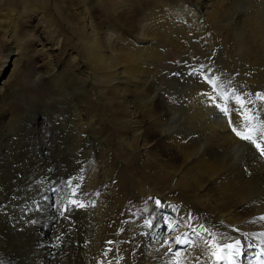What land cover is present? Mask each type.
<instances>
[{
	"label": "bare ground",
	"instance_id": "1",
	"mask_svg": "<svg viewBox=\"0 0 264 264\" xmlns=\"http://www.w3.org/2000/svg\"><path fill=\"white\" fill-rule=\"evenodd\" d=\"M94 1L96 2V0ZM113 1L117 2L119 0ZM121 1L125 2L127 8H134V10L137 12L134 13L142 17V22L148 21L153 23V29L150 33H144L139 27L138 30H136L137 28L135 29L134 26L129 25L127 27L128 30H131L132 27L134 28L133 31H138L139 38H143V40L145 36L148 38L150 37L151 40H149V43H152V41L160 39L161 37L163 38L162 33L166 30L168 24L170 25V21L175 20L178 16H182L183 18H181L184 19V15L186 13L188 14L189 11H193L197 18H199V14H207L205 18L207 22L210 20L213 22L214 20L221 17V2L222 5L225 4H223L224 0H197V2L193 4V10L188 7H182L183 4H181L182 6H166L163 8L164 10L161 11L158 10V8H156V10H154V7L149 8L148 5L151 4L145 2L146 0ZM0 2V39H2L4 42V48L1 53L2 59H0V126L2 128H7L9 125L8 123L10 120H12L11 118L13 114H15L14 110L17 112L13 102H10V95L12 94L11 90L17 85L18 74L25 68L19 69V62L24 61V63H32L30 67L34 69V73L45 74V76L41 75V77L43 76L46 77L47 80H50L54 78L57 72H59V75L58 77L55 76V79L62 78L64 76L63 71L67 69H69L71 73L72 71H75L76 73L74 76L76 77V74L85 76L92 67L93 71L92 69L91 71L93 72V75L96 76L97 72L100 71H97V68L103 64V61L108 63L107 65L102 66V69L110 70L111 68H120V66L137 58V52L135 53V51L131 49H138L140 47H138V40L135 37L133 38V41L128 40L129 38L127 37L124 38L126 40L123 43L125 44V47L123 48L121 45L118 46L114 43L112 44V51H119L120 55H122L121 58L113 57L111 52H108L109 55L107 57L102 53L103 51L101 52L99 38H105V36L109 34H107V32L106 34L101 33V29L99 30V28H97L98 17L96 14H94V12L89 11V5L86 4V0H61L60 2L64 9H68V12L75 16L78 23H80V26L77 29V39L80 40L79 47L81 51H79L80 49L68 50L64 48L65 36L61 30V20L56 17V5L52 3L51 0H25L22 2L23 4H21L22 6L19 4L18 0H0ZM156 3H158V1ZM156 6L157 4H155V7ZM124 18L126 21H128L126 16H124ZM133 19H131V23ZM193 22L195 24L193 26L198 27L202 21L198 23L194 20ZM137 24L139 26L138 22ZM123 30L125 29H120V31ZM260 32V30L257 31V33ZM100 34L105 35L100 36ZM257 35L261 36L262 34L260 33ZM132 37L133 36H131V38ZM107 39H110V37ZM145 41L148 42L146 39ZM35 58L37 59L35 60ZM65 58L70 60L67 63L68 67L66 63H64L65 60L63 59ZM139 59L140 58H138V60ZM144 63L145 62L143 61L142 64L144 65ZM134 65L136 66V64ZM122 67L124 68L123 71H126V73L132 72L130 66L129 69H126L125 66ZM135 68H138V66ZM45 70L46 73H44ZM138 70L140 71V69ZM131 74L134 75V71ZM113 76H117L116 73L115 75L113 74ZM73 77L69 78L73 80L76 79V81L79 79ZM120 80L124 81L126 84L129 83L128 79L125 77H121ZM133 80V84L136 85L132 84V88L130 90H137L139 88L140 76L137 74ZM116 81L117 80H115V82ZM18 86L19 84L17 87ZM121 86L119 87L121 88ZM141 87L142 86H140V88ZM66 90L67 88L65 89V92ZM105 91L107 92V90ZM115 93L116 92H114V94ZM209 93L210 91H206V95ZM206 95L202 96L203 99L201 102H203L204 99L208 97ZM209 96L213 98L211 94H209ZM105 97L106 96H104V98ZM209 100H207L206 103ZM212 100L213 99H211L210 102H212ZM214 100L220 101L219 98ZM257 101L258 107L260 109L264 108V100L260 99ZM151 111L148 113L146 111L144 114V119H148L153 116V114L150 113ZM73 114V125L75 126V144H71L73 142L72 141L68 146H74L76 147V150L79 147H83L85 149V154H82L85 156L84 161L86 164H84V161V163L82 162L83 159L77 156L78 158L75 168L77 171L76 182H78L80 185V188L77 189L78 193H80L77 196V199L82 203L87 201L85 203L87 208L84 210H79L70 208V206H68L67 209L69 211L66 212L67 225H73L72 223L75 218L74 214H78L82 217L85 215V213H88L84 224L76 229V237H74L73 234L75 232L74 228H70L71 234H68L67 232L65 234L66 246L68 248L65 256V264H128L130 261L133 262L132 264H176L177 261L179 264H238L237 250H241L242 254L246 253V255L243 256V264H264V221L260 220V217L264 216V163L260 157L254 158L255 156H247L248 158H242V156L240 160L242 168L233 172H228L220 167L214 168L211 166V163L216 160L215 156L209 153L204 155H194L192 153V149L195 148H193L191 144L188 143L189 141L186 142L184 139L177 138L174 136V134L167 133V130L165 132H161L164 127H162L161 130L159 129L160 132H155V129L153 130L154 132L151 130L149 131V126L136 119V115H133L135 113H124L123 115L121 114L120 120L122 122H126L127 124H124L125 128L122 130L121 140L124 143H127L129 140L133 141L132 145L134 148L132 150V158L136 159L137 162L133 164L132 162L131 164L127 162V164L125 161H123L122 166L126 168V172L128 174H126L123 178H118L117 176L109 174L112 171V166H107V168H105L106 166L102 164L101 169L98 170V167H100V160L101 162L105 161V158H102L103 155H105L103 153L110 152V147L107 149L110 144H102V139L96 137V133H98L97 131L100 128L98 120L95 118V116L90 118V116L87 117L86 115H83L87 117V120H85L84 117H82L80 111H76ZM259 114H261L260 111ZM32 117L31 126H34L35 129L31 128L33 130L31 132L29 131L28 139L31 143H34L35 139L33 137V132L40 130L44 126H47L46 122L48 119L45 117L41 121H38L36 114H34ZM140 118H142V116ZM151 125L158 128L160 127V124L153 121L150 123V126ZM22 127L19 128L22 129ZM88 128H90V130H88ZM227 128L228 126L226 127L225 124L221 125L217 134L211 137L214 146L223 147L224 144L221 143L223 140L222 136L234 138V133L232 132L233 135L228 133L229 130L227 132ZM0 132L2 131L0 130ZM234 141L239 142L236 139H234ZM91 151L93 153H101L97 164H95V160L91 154ZM251 153L252 151L250 154ZM134 161L135 160H133V162ZM247 162H249L251 165L250 167L243 166L246 165ZM136 168H139L140 171L144 170L145 175H137L134 172L136 170L133 171V169ZM107 169L108 172L105 173V170ZM99 173H101V177ZM84 180L87 181V183L90 181L89 187L83 186ZM54 190H56L54 186L48 188L47 194L44 193L45 197L40 196V198L38 197V199L33 202L30 211H28L29 214L25 217L24 221L21 222L23 224L19 228L20 230L17 233V237L15 236L17 238L18 252L8 254H17L16 258L13 259L15 257L14 256L12 259H9L10 261H4L0 264H50L52 260L50 259V255L52 250H54L56 243L58 242L57 239L59 236L56 235V222L59 215L57 208L58 205H56L57 191L53 194ZM111 192L115 194L116 198H113L114 200L112 199L113 203H110V209L112 208L114 210L117 207L115 210L117 212L116 214L118 215L117 221L115 220V223L112 221L115 224L114 229L112 227L113 225L110 223L111 221L105 220L106 213H104V201L109 197L108 194ZM150 197L153 199L150 200ZM155 199H159L161 201L160 206H156L154 203ZM16 205L18 206V204ZM17 209L19 210V208ZM186 216H191L192 219L186 220ZM12 218L14 217L12 216ZM165 225H167V227H165ZM190 228L195 229L199 239L193 238L192 244L188 245L187 251H185L184 241L186 236L191 235ZM205 228L208 229L209 236L219 237L220 234L223 233L226 238V242L232 243L234 245V249L232 250L223 249V246L221 245V255L225 257L223 261L218 262L215 257L212 256V252L217 250V240L211 239L205 242ZM88 230H90V232L88 237H86L85 234ZM110 232V237H107L106 235ZM1 233L2 232H0V234ZM105 238L107 239V243ZM173 238H178L181 242L179 245H182V247L178 246ZM237 239L241 241L240 244H236ZM169 243H171L172 251L166 252L165 249L168 247ZM102 244L105 247L107 244H110L112 249H115V253L105 255L104 253L100 252V248H103ZM209 244H211V247H209ZM245 245H247L246 248ZM213 246L215 247L213 248ZM198 252H201L202 255L198 256ZM18 257L19 259L16 262Z\"/></svg>",
	"mask_w": 264,
	"mask_h": 264
},
{
	"label": "rangeland",
	"instance_id": "2",
	"mask_svg": "<svg viewBox=\"0 0 264 264\" xmlns=\"http://www.w3.org/2000/svg\"><path fill=\"white\" fill-rule=\"evenodd\" d=\"M24 1L25 0H18L20 5L23 4L22 2ZM157 1L159 4L156 3ZM247 1L248 0H224V5H222L221 2V17L214 20L213 22L212 20L207 22L205 19L207 14H199V18H197L193 11H189L188 14L186 13L184 15V19H182V16H178L179 18L176 16L177 18L173 21H170V25L168 24L166 30L162 33L164 40L161 37L160 39L149 43V40H151L150 37L148 38L145 36L143 40V38H139L138 31H133L134 28L132 27L131 30H128L127 28L130 25L134 26L135 29L137 28L136 30H138L139 27L144 33H150L153 29V23L148 21L142 22V17L138 14H135L137 12L134 10V8H127L125 2H122L121 0L117 2L113 0H96L97 3L94 0H86V4L89 5H87L89 11L94 12V14H96L98 17L97 28H99V30L101 29V33L106 34L107 32V34H109L105 36V38L98 37L99 45L101 47L100 50L101 52L103 51L102 53L105 56L108 57V52H111L113 57L121 58L122 55H120L119 51H112V44L114 43L118 46L121 45L123 48L125 47V44L123 43L126 40L124 38L127 37L129 38L128 40L133 41V38L135 37L138 40L137 45L138 47L140 46L138 48L140 50L131 48L135 51V53L137 52V58L122 65L125 66L126 69H129L130 66L132 72L126 73V71H123L124 68L122 66H120V68L117 67L116 69L111 68L110 70L102 69V66H105L108 63L103 61V64L97 68V71H101L97 72V77L93 75V69L91 67L85 76L76 74L75 77L74 75L76 72L72 71L71 73V71L67 69L63 71L64 76L62 78L55 79V76L58 77L59 75V72H57L54 78L47 80L46 77H43L45 74L34 73V69L30 67L32 63H24V61L19 62V69L25 68L18 74L17 85L19 84V86L17 87L16 85L11 90V100L9 99L10 102H13L17 112L14 110L15 114H13L11 118L12 120H10L8 123L9 125L7 128L4 127V129L0 126V130L2 131L0 132V186L2 185L0 187V232L3 233L0 234V263L4 261H10L9 259H12L14 256L15 257L13 259L16 258L17 254H8L18 252L16 237L20 230L19 228L23 224L21 222H23L25 217L29 214L28 211H30L33 202H35L38 197L40 198V196L45 197L44 193L47 194L48 188L54 186L56 190H54L53 194L57 191L56 205H58L57 208L59 215L57 218L58 223L56 222V235L59 236L57 239L58 242L56 243L54 250L51 252L52 256L50 255V259H52L50 264H65V256L68 249L66 246L65 234L66 232L71 234L70 228H74L75 232L73 234L74 237H76V229L84 224L88 213H85V215L82 217L78 214H74L75 218L72 223L73 225H67L65 210L68 206L72 208V205L69 203L70 200L77 199V196L72 195L73 185L69 184L68 181L75 180L74 182H76L77 171L75 166L77 164V158L79 157L83 159L82 162L85 159V156L82 154H85V149L83 147H79L76 150V147L68 146L72 141L73 142L71 144H75L73 113L76 111H80L82 117H84L85 120H87L86 118L89 116L90 118L95 116V118L98 120L100 128L97 131L98 133H96V137L102 139V144H110L107 147V149L110 147V152L103 153L105 155H103L102 158H105V161L101 162L100 160V167H98V170L101 169L102 164L106 166L105 168H107V166H112V171L109 174L117 176L118 178H123L126 174H128L126 172V168L122 166L123 161L126 163L128 162L129 164H131V162L132 164L137 162L136 159L132 158V150L134 148L132 145L133 141L129 140L127 144L121 140L122 130L127 124L126 122H122L120 120L121 114L123 115L124 113H135L133 115H136V119L149 126V131L151 130L152 132H160L161 128L164 127L161 132H165L167 130V133L174 134L175 137L184 139L186 142L189 141L188 143H190L191 146L195 148L192 149V153L194 155H204L209 153L215 156L216 160L211 163V166L214 168L220 167L228 172L241 169L242 164L240 160L242 156V158H246L247 156H255L254 158L260 157L264 163V157L258 155L253 145L242 138L245 135H249L253 140L261 142L262 145H264V118H262L261 114H259L258 109L260 108L257 105V100H264V0ZM51 2L56 5L55 15L61 20L60 26L62 33L65 36L64 48L68 50H79L80 40L77 39V29L80 26V23H78L75 16L68 12V9H64V7L60 4L61 0H51ZM145 2L148 4L150 3L151 5H148V7H154V10L158 8V10L162 11L166 6H182L181 4H183L182 7H188L193 10V4H195L197 0H146ZM154 2L157 4L156 7ZM124 16L128 18V21H130H126ZM131 19H133L132 23ZM194 20L198 23L201 21L202 22L197 27L193 26L195 25L193 22ZM137 22L139 23V26ZM120 27L124 28L125 30L120 31V29H122ZM258 30L261 31V36L257 35L260 34L257 33ZM105 34H100V36ZM131 36L133 37L131 38ZM108 37H110V39H107ZM145 39L148 42H146ZM3 48L4 42L2 39H0V59H2L1 53ZM79 51H81V49ZM138 58L140 59L138 60ZM36 59L37 58H35V60ZM63 60H65L64 63H66V65L68 61H70L68 58ZM143 61L145 62L144 65L142 64ZM134 64H136V66ZM137 66L138 68H135ZM201 66L212 67L211 69L215 72L216 76L222 78L223 84H228L227 92L223 91L221 88L213 90L211 86L204 83L203 75L208 73L200 74L199 76L190 75L193 69H196L199 72ZM138 69H140L141 74ZM133 71L134 75L131 74ZM44 73H46V70ZM115 73L117 76L114 77L113 74L115 75ZM136 73L140 76L141 83L139 82V88L137 90H130L134 81L133 78L137 76ZM41 75H43V78ZM73 76L79 79L76 81V79L73 80L69 78ZM121 77L128 79L129 83L126 84L124 81L120 80ZM115 80L117 81L115 82ZM118 81L122 82L123 84L119 83ZM119 86H121V88ZM140 86L142 87L140 88ZM65 87L67 88L66 92ZM105 90H107V92ZM206 91H210L209 94H211L213 98H211L209 94L206 95ZM114 92L116 93L114 94ZM139 92H141L143 96ZM106 93L110 94L107 95ZM204 95L208 97L205 98L203 102H201L203 99L202 96ZM104 96L106 97L104 98ZM215 96L218 97L220 101L214 100ZM209 99H213L212 102H210ZM207 100H209V103H206ZM213 104L218 105L219 108L227 107L229 109L228 115L225 116L219 112L216 107H213ZM232 105H235L237 113L236 116L232 115ZM146 111L147 113L151 111L150 113L153 114V116L151 118L144 119V114ZM34 114H36L38 121H41L45 117L48 119L46 122L47 126H44L40 130L33 132L35 145L28 139L29 131L31 132L33 129H35L34 126H31L33 118L32 116H34ZM83 115H86L87 117ZM141 116L142 118H140ZM230 119L236 120V123L230 125ZM152 121L160 124V127L158 128L153 125L150 126ZM224 124L226 127L228 126L226 131L228 132L229 130L228 133L231 135H233V131L231 130L233 127H236L237 131H239L241 135L237 136L233 132L235 135H233L234 138L222 136L223 140L221 143L224 144L223 147L214 146L211 137L217 134L219 127ZM19 127H22V129ZM88 130H90V128H88ZM234 139L238 140L239 142L234 141ZM251 151L252 153L250 154ZM91 154L93 155L95 164H97L101 153H93L91 151ZM133 160L135 161L133 162ZM84 164H86V162ZM243 166L250 167L251 165L249 162H247V164ZM133 171L137 175H145L144 170L140 171L139 168L133 169ZM106 172H108V169L105 170V173ZM99 174L101 177V173ZM89 183L90 181L87 183V181L84 180L83 186L89 187ZM110 194H108L109 197L106 198V200L104 199V213H106L105 220L111 221L110 223L113 225L112 227L114 229L115 220L117 221L118 218V215L116 214L117 212L115 210L117 207L114 210L112 208L110 209V203H113V200L116 198V196L113 192ZM16 204H18V206ZM17 208H19V210ZM12 216L14 218H12ZM89 232L90 230L86 232V237H88ZM110 235L111 232L106 236L110 237ZM105 241L107 243L106 238ZM107 245L105 247L102 244L103 248H100V252L104 253L105 255L112 254V252H110L112 246L110 244ZM178 246L182 247V245ZM214 247L215 246H213V248ZM18 259L19 257L16 259V262ZM132 263L133 262L131 261L128 262V264Z\"/></svg>",
	"mask_w": 264,
	"mask_h": 264
},
{
	"label": "snow or ice",
	"instance_id": "3",
	"mask_svg": "<svg viewBox=\"0 0 264 264\" xmlns=\"http://www.w3.org/2000/svg\"><path fill=\"white\" fill-rule=\"evenodd\" d=\"M204 73H208L203 75V81L204 83H206L207 85L211 86L213 88V90H216L217 88H221L223 91L227 92L228 90V85L223 84L222 78L216 76L215 72L211 69L210 66H201V68L199 69V72L196 69H193L192 73H190V75L192 76H199L200 74H204ZM258 95V94H257ZM218 98V97H216ZM214 98V99H216ZM213 107H216L217 110L219 112H221L222 114H224L225 116L228 115L229 113V109L227 107L225 108H219L218 105L213 104ZM258 111L261 112L262 118H264V109H258ZM232 115L236 116V109H235V105H232ZM230 125L231 124H235L236 120H229ZM238 126V125H237ZM232 131L237 135L240 136V132L237 131L236 127L232 128ZM245 141L250 142L253 147L255 148V150L257 151L258 155H260L261 157H264V145H262L261 142H257L256 140H253L251 136L249 135H245L242 137ZM69 184L73 185L72 187V195L73 196H78L80 193H78L77 189L80 188V185L78 182H74L72 180L68 181ZM150 200H152L153 198H149ZM72 205L73 209H79V210H84L87 208V205L80 202L78 199L75 200H70L69 202ZM154 203L156 204V206H160L161 205V201L159 199H155ZM66 212L69 211L68 209L65 210ZM186 220H191L192 217L191 216H186L185 217ZM261 221H264V216L260 217ZM165 227H167V225H165ZM190 232L191 235L186 236V239L184 241V245H185V251H187V246L192 244L193 238L199 239L198 234L195 232V229L190 228ZM205 236H206V241L211 240V239H216L217 240V244H216V251L212 252V256L215 257V259L220 262L223 261L225 259L224 256L221 255V245L223 246V249H228V250H232L234 249V245L232 243H227L226 242V238L224 236L223 233L220 234L219 237H211L208 235V229L205 228ZM173 240L179 245L181 242L179 241L178 238H173ZM111 243V242H110ZM241 241L239 239L236 240V244H240ZM209 247H211V244H209ZM247 247V245H245V248ZM166 252H171L172 248H171V243H169L168 247L165 249ZM110 252H112L113 254L115 253V249H110ZM197 255H202L201 252H198ZM231 255V253H230ZM246 255V253H241V250H237V258H238V264H243V256ZM176 264H179V262L177 261Z\"/></svg>",
	"mask_w": 264,
	"mask_h": 264
}]
</instances>
